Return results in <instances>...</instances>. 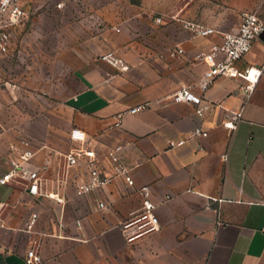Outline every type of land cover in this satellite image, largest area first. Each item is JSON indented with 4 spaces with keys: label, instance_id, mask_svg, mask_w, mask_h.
<instances>
[{
    "label": "crops",
    "instance_id": "0c3cea01",
    "mask_svg": "<svg viewBox=\"0 0 264 264\" xmlns=\"http://www.w3.org/2000/svg\"><path fill=\"white\" fill-rule=\"evenodd\" d=\"M244 1L264 19V0ZM192 10L130 14L102 5L92 25L69 22L58 12L63 29L56 22L57 53L46 59L38 30L34 40L16 41L5 65L18 87L6 86L0 76V175L16 156L11 145L21 139L66 150L71 129L80 128L101 155L109 146L124 147L137 186H150L161 229L128 241L120 224L143 199L122 179L85 197L71 192L64 208L30 195L24 180H14L0 185V264H27L33 244L40 264H264V72L249 98L242 90L244 70L264 64V34L231 73L203 91L199 82L208 66L195 56L221 36L192 37L180 22L157 24L154 18L179 14L222 32L239 21L227 29ZM70 23L72 32L65 31ZM176 44L183 53L171 57ZM108 53L123 63L111 64L103 58ZM180 87L203 98L202 117L193 103L172 99ZM238 114L236 129H228L225 122ZM198 125L207 137L191 138ZM183 138L184 145L172 146ZM43 161L42 150L32 162ZM98 199L109 207L98 209ZM33 212L39 218L29 232Z\"/></svg>",
    "mask_w": 264,
    "mask_h": 264
},
{
    "label": "built area",
    "instance_id": "2783aa9c",
    "mask_svg": "<svg viewBox=\"0 0 264 264\" xmlns=\"http://www.w3.org/2000/svg\"><path fill=\"white\" fill-rule=\"evenodd\" d=\"M255 2L263 0H254ZM58 8L65 7V0L57 3ZM29 18L28 9L22 0H0V76H5L3 81L11 88L18 87L12 82L11 72L5 65L14 51L17 41V29ZM178 21L182 27L188 30L192 37H210L220 35V41L213 42L210 49L200 51L195 60L203 62L208 66L203 79L199 82L200 88L206 91L210 84L219 76L231 73L238 62L250 53L257 40L264 34V19L258 8L242 11L238 24L226 31H220L216 27L208 26L199 21L180 17L179 14H159L154 18L155 23L163 24L165 21ZM120 30V29H118ZM183 53L179 44L169 49L171 57ZM111 64H122L123 61L113 53L103 56ZM126 68L127 66H122ZM264 72V64L261 67H247L244 70L246 83L242 90L249 98L254 91ZM174 101H187L196 105V114L202 117L207 105L201 96L193 93L187 87L178 88L172 95ZM146 105L134 107L129 110L136 113ZM122 114H120L121 116ZM241 115H234L225 126L236 129ZM120 121L116 125H120ZM208 131L200 125L193 130L192 137H207ZM71 146L66 150H59L45 143L35 145L29 138L21 139L19 145H11V151L16 153L15 157L9 159L10 169L0 175V185L8 184L14 180H24L27 192L34 196L53 201L56 205L64 208L72 199L71 192L76 197H85L92 193H100L109 184L117 179H122L128 188L142 196L140 208L132 211L129 217L120 224L121 230L128 241L139 240L152 235L161 229L159 219L156 215L155 203L150 199V186H137L133 167H130L124 156L122 145L109 146L104 154H100L95 147L88 145L89 137L80 128L73 127L70 131ZM187 139L183 138L172 142V146L184 145ZM44 151V161L35 165V159L41 151ZM107 160V163L105 162ZM224 161L228 160V153L222 154ZM98 209L109 207V202L98 199ZM39 214L33 212L27 223L26 230H34ZM81 226V220L76 221ZM61 227H65L63 219H60ZM43 258L37 252L33 244L26 252L27 264H40Z\"/></svg>",
    "mask_w": 264,
    "mask_h": 264
},
{
    "label": "rangeland",
    "instance_id": "374dc122",
    "mask_svg": "<svg viewBox=\"0 0 264 264\" xmlns=\"http://www.w3.org/2000/svg\"><path fill=\"white\" fill-rule=\"evenodd\" d=\"M59 1L22 0V3L29 10V18L23 24L24 29L17 34V40L18 42L23 40L32 41L34 40L32 37L34 31L38 30L37 40L44 48L45 59L48 54L56 55L57 53V36L55 33L57 32L58 24L56 22L60 21L59 28L61 31L63 29L61 20L56 18L58 12H61L62 16L66 15L69 22H85L86 25H92L95 20L93 14L102 5H107L112 10L120 9L130 14L135 11H182L184 13L193 7L194 13L198 18L205 14L212 25L222 23L224 28L229 29L240 20L242 11L254 10L244 0H213L205 3H200L198 0H110V2L105 3H100L96 0H65V7L58 8L57 3ZM214 7H217V10ZM35 16L37 17L36 19L34 18ZM64 28L65 31L72 32L73 26L70 23L65 25ZM47 31H49L51 37L47 38ZM68 37H71L69 33ZM8 71L10 70L8 69Z\"/></svg>",
    "mask_w": 264,
    "mask_h": 264
}]
</instances>
